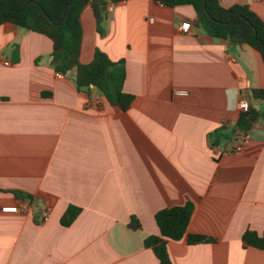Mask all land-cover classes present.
Wrapping results in <instances>:
<instances>
[{
  "label": "crops",
  "instance_id": "0c3cea01",
  "mask_svg": "<svg viewBox=\"0 0 264 264\" xmlns=\"http://www.w3.org/2000/svg\"><path fill=\"white\" fill-rule=\"evenodd\" d=\"M219 3L247 6L264 23V0ZM195 17L191 6L128 0L108 6L100 35L83 10L80 62L96 49L124 61L123 92L133 96L124 112L95 88L78 92L73 73L57 78L48 38L0 25V264H158L144 246L159 235L154 215L186 202V233L214 242L167 240L171 264H264V250L241 241L264 233L263 123L240 153L231 135L212 142L238 120L241 98L264 111L250 98L264 89V64L250 47L194 27ZM23 202L24 213L6 210ZM69 206L79 213L64 227Z\"/></svg>",
  "mask_w": 264,
  "mask_h": 264
},
{
  "label": "trees",
  "instance_id": "16d2710c",
  "mask_svg": "<svg viewBox=\"0 0 264 264\" xmlns=\"http://www.w3.org/2000/svg\"><path fill=\"white\" fill-rule=\"evenodd\" d=\"M128 0H0V25L13 24L28 32L45 36L52 42L51 67L55 73H73L78 92L89 94L92 88L106 99L111 107L127 111L133 96L123 92L125 64L123 60L112 62L103 52L96 49L88 64L80 62L82 47V27L80 16L90 6L96 20V30L104 34L102 23L108 6ZM163 6L174 8L191 6L195 12L194 27L201 29L212 38L225 41L230 46L246 45L256 51L264 64V23L247 6L234 5L223 8L220 0H152ZM250 98L264 102V89H252ZM260 122L264 126V111L257 110L252 103L247 112H240L232 128L221 127L212 134L213 145L233 136L237 144L245 143L248 132ZM0 192H6L0 189ZM17 199L33 201L30 195L10 191ZM193 206L186 202L183 206L165 208L154 215L159 230L158 236L144 241V246L154 253L158 264H171L166 250L167 240L180 241L186 238L189 245L213 243L204 236L187 234ZM79 209L69 206L60 219L67 227L77 217ZM129 228L139 229L134 218ZM242 247L264 250V233L247 230L241 238Z\"/></svg>",
  "mask_w": 264,
  "mask_h": 264
},
{
  "label": "built area",
  "instance_id": "2783aa9c",
  "mask_svg": "<svg viewBox=\"0 0 264 264\" xmlns=\"http://www.w3.org/2000/svg\"><path fill=\"white\" fill-rule=\"evenodd\" d=\"M180 30L183 33H189L190 30H191V25L188 24V23H184L180 27ZM5 65H8V63H6ZM68 75H70V74L68 73L67 75H63V74H60V73H56V77L59 78V79L65 77V76H68ZM174 95H176V96H182L183 97V96H186L187 95V91H174ZM248 105L249 104H248V101H247L246 98H241L239 100V102H238V108H239V110L241 112H247L248 111ZM243 145H244L243 143L238 144V145H235L233 147V151L235 153L242 152L243 151ZM27 204H28V202H27ZM27 209H28V207L23 202L18 207L9 208V209H6V210L11 211V212H14V213H24V212H26ZM48 215H49V211L46 208H44V209L41 210L40 216H41L42 221H46L47 218H48Z\"/></svg>",
  "mask_w": 264,
  "mask_h": 264
},
{
  "label": "water",
  "instance_id": "95a60500",
  "mask_svg": "<svg viewBox=\"0 0 264 264\" xmlns=\"http://www.w3.org/2000/svg\"><path fill=\"white\" fill-rule=\"evenodd\" d=\"M256 108V107H255Z\"/></svg>",
  "mask_w": 264,
  "mask_h": 264
}]
</instances>
